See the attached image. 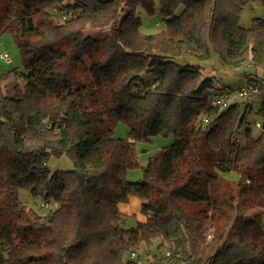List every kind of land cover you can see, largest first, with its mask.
<instances>
[{"label": "trees", "instance_id": "trees-1", "mask_svg": "<svg viewBox=\"0 0 264 264\" xmlns=\"http://www.w3.org/2000/svg\"><path fill=\"white\" fill-rule=\"evenodd\" d=\"M155 3L163 29L146 35L136 10ZM253 4L264 13V0H0L25 71L6 92L17 71L0 75V264H138L155 242L179 264H264V16L239 26ZM213 57L231 73L248 62L259 94L214 105L237 87L204 75ZM168 134L140 167L137 144ZM62 156L73 169L51 171ZM131 196L145 220L125 228Z\"/></svg>", "mask_w": 264, "mask_h": 264}, {"label": "rangeland", "instance_id": "rangeland-1", "mask_svg": "<svg viewBox=\"0 0 264 264\" xmlns=\"http://www.w3.org/2000/svg\"><path fill=\"white\" fill-rule=\"evenodd\" d=\"M136 13L142 20V27L140 31L143 34L146 35L156 34L163 29V25L160 22L161 16L159 14L158 5L156 3L155 6L153 7L151 6L149 9L140 5L137 7ZM262 16H264V13H262L259 5L253 4L242 11L239 18V26L244 28L248 27L252 18L262 17ZM86 32L87 35L93 38H99L103 36L102 32L97 30L87 29ZM0 42H2V46H0V51L3 52L6 51V53L10 56L12 62L10 65H5L0 61V75L2 74V72L12 71V70H16L18 74L25 72L22 59L20 56V52L14 39L10 35L4 34L0 36ZM204 66L206 67V71L204 72V75L214 76V80H213L215 81L214 84L221 85L224 88H228V87L235 88L246 85V79H245L246 76L241 75L242 74L241 72L249 69L250 65L248 62H245L242 65V67L237 70L230 69L232 73L227 72L223 68H221L217 57H213L211 60L205 62ZM214 67L216 70H218L217 72L216 70L214 71ZM18 78L21 79L20 77ZM8 79H10L12 82L9 83L10 85L6 84L7 86L3 87L4 92L8 91L11 85L13 86L14 84H16L12 76H9ZM218 79H220V81H218ZM21 84H23V82ZM237 102H242V100L240 101L238 100ZM253 106H254L253 107L254 113L248 116V120L252 125L253 131L255 133H258L259 129L256 128L254 125L256 121H259L256 111L259 109L260 106L259 103L256 102L253 104ZM127 134H128L127 126L122 122L118 123L114 131V137L120 139H126ZM175 141L176 138L172 134H168L166 136H159L152 138L151 143L137 144L138 165L140 167H144L147 164L148 159L152 155L159 152L161 149L170 146ZM73 167H74L73 163L66 156H62L60 158H51V160L49 161V169L51 171H55L58 169L69 170V169H73ZM141 178H142V172L141 169L139 168H136L128 172L127 180L130 182H139ZM223 178L230 181H236L238 179V176L235 173H229L223 175ZM19 197L24 202H27L29 200L27 197V192L25 190L19 191ZM140 208H141V201L135 196H131L127 203L119 204L120 212L122 213V215H124L127 218L126 221L123 222V227L125 228L131 227L134 226L137 222L145 220V216H143V214L141 213ZM256 215H260V214L258 212L256 213L250 212L246 215L245 218H241L240 221H242L243 219H251ZM261 215L263 216V214ZM223 227H224V221L216 220V222L213 223L212 229L218 228L219 230H222L221 228ZM209 239L210 236L207 237V240ZM156 245L157 242H155L152 247H147L144 244L139 246L136 252L137 254L136 260H139L141 264H174L171 260L165 258V254L170 253L177 260L174 246L166 245L161 250H157ZM175 264H179V263L176 262Z\"/></svg>", "mask_w": 264, "mask_h": 264}, {"label": "built area", "instance_id": "built-area-1", "mask_svg": "<svg viewBox=\"0 0 264 264\" xmlns=\"http://www.w3.org/2000/svg\"><path fill=\"white\" fill-rule=\"evenodd\" d=\"M0 61L3 64L8 65L11 63V58L6 52H0ZM253 94H259V90L257 87L246 86V85L240 86V87L233 89L230 92L226 91L225 93L221 94V96L214 102V105L218 106L219 108H225L230 99L232 98L241 99V98H245L250 95H253ZM256 127L259 128V124H256ZM262 228L264 230V222H263ZM136 255H137L136 252H133L132 254H130L131 259L137 258ZM165 256L168 260H171L174 264L177 262V260L170 253H166ZM138 264H141V263L138 261Z\"/></svg>", "mask_w": 264, "mask_h": 264}, {"label": "crops", "instance_id": "crops-1", "mask_svg": "<svg viewBox=\"0 0 264 264\" xmlns=\"http://www.w3.org/2000/svg\"><path fill=\"white\" fill-rule=\"evenodd\" d=\"M0 46H2V42H0ZM2 50H3V49H2ZM0 52H3V51H0ZM5 52H6V51H5ZM11 63H12V62H11ZM11 63H10V64H11ZM10 64H9V65H10ZM6 72H8V71L2 72V74H5ZM2 74H1V75H2ZM9 76H12V77L14 78V80H15L16 83L20 84L21 86L23 85V84H21V83H22V80L18 78V77H19L18 72H13V73H10V74H8V75L5 76V78L3 79L2 84H1L2 88H3L4 86L10 85L9 83L12 82L10 79H8ZM6 84H7V85H6Z\"/></svg>", "mask_w": 264, "mask_h": 264}]
</instances>
